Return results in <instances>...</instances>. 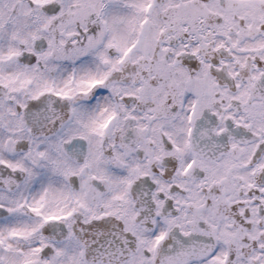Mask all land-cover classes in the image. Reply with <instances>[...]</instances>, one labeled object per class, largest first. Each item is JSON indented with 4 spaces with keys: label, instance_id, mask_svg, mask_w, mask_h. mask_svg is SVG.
<instances>
[{
    "label": "snow or ice",
    "instance_id": "1",
    "mask_svg": "<svg viewBox=\"0 0 264 264\" xmlns=\"http://www.w3.org/2000/svg\"><path fill=\"white\" fill-rule=\"evenodd\" d=\"M0 264H264V0H0Z\"/></svg>",
    "mask_w": 264,
    "mask_h": 264
}]
</instances>
